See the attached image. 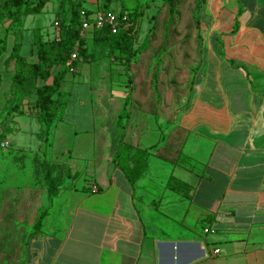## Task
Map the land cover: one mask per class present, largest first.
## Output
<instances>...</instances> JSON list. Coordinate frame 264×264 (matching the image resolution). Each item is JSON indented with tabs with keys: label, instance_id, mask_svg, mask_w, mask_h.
<instances>
[{
	"label": "crops",
	"instance_id": "0c3cea01",
	"mask_svg": "<svg viewBox=\"0 0 264 264\" xmlns=\"http://www.w3.org/2000/svg\"><path fill=\"white\" fill-rule=\"evenodd\" d=\"M184 2L188 20L185 27H176ZM175 3L172 12L164 0L140 4L138 21V35L142 20L147 26L137 46L150 44L148 35L161 13L166 20L156 51L164 52L168 36H176L190 53L185 63L190 72L180 79L184 90L168 93L169 117L161 119L156 87L160 79L154 74L147 81L153 95L141 96L138 107L124 92H113L120 103L108 97L107 118L100 124L105 135L94 140L95 159L88 158L82 171L69 159L70 149L74 142L78 146L80 132L93 129V103L86 112L67 111V92L61 122L51 131L53 157L76 175L55 197L66 202L57 215L64 221L63 231L58 232L46 215L41 229L32 230L38 213L54 198L48 202L43 190L34 186L21 193L12 189L9 196L28 198L26 203H0V228H9L0 231V264H264V0H203L199 7L194 0ZM82 5L92 13L99 6L93 0ZM54 8L47 2L42 11H49L53 20ZM32 36L25 51L19 49L29 60ZM22 43L21 35L20 48ZM5 55H0L3 97L12 67L3 65ZM23 102L24 118L9 119L18 126L5 123L15 135L25 120L36 122L31 106ZM79 102L76 106H82L84 98ZM123 104L126 116L119 130L115 118ZM81 117L89 124L79 126ZM36 124L35 131L26 133L42 141ZM120 131V142L129 149L128 157L117 163ZM91 137L88 145L93 148ZM3 142L30 150L14 145L6 135ZM136 149L146 152L143 171L130 181L131 175L120 167L131 168ZM79 178L82 184L76 187L73 181ZM93 184L98 191L89 190ZM27 211L31 214L26 216ZM25 222L27 234L22 230Z\"/></svg>",
	"mask_w": 264,
	"mask_h": 264
},
{
	"label": "trees",
	"instance_id": "16d2710c",
	"mask_svg": "<svg viewBox=\"0 0 264 264\" xmlns=\"http://www.w3.org/2000/svg\"><path fill=\"white\" fill-rule=\"evenodd\" d=\"M47 2L55 5L51 24L56 23L57 32L50 38H42L39 28L34 27L35 32L30 43V54L33 59L29 60L26 55L19 52L21 33L25 30L23 20L27 15L40 13ZM83 2L84 0H0V22L6 21L3 34L0 35V55L6 53L3 65L7 66L11 63L12 66L8 88L3 92L0 112L3 118L7 116L8 119L11 115H22L23 101H25V104L31 106L32 115L39 124L37 135L44 142L62 119L66 101L59 89L65 73L73 72L78 61H91L92 59L108 60V64L120 65L126 70L133 56L141 48L135 46L141 14L140 4L132 6L125 13L121 10L114 12V9L102 6L98 10L112 11L116 14V32L111 33L108 26L103 25L100 28L92 26L80 35L79 11L83 10L86 15L92 14L82 5ZM202 2L203 0H194L195 7H199ZM164 3L169 12H172L176 4L175 0H164ZM120 7L122 10L125 9L123 5ZM7 33H10L12 37L9 47H6ZM88 33L89 36H87ZM72 52L75 53L76 58L69 61ZM117 116L125 118L124 104ZM3 128L0 131V141L9 131L8 128ZM118 128L122 130V124ZM121 135L120 131L119 144L114 156L117 163L122 157H128L129 146L120 142ZM10 148L17 152L23 150ZM52 151L49 148L39 152L40 158L36 160V163L39 165L40 181L33 178L35 182L33 186L43 190L48 202L58 195L61 188H65L62 186L64 178L71 181L76 177L75 173L70 172L66 163L53 157ZM145 154L144 150L136 149L130 156L132 166L129 170L120 167L119 164L120 170L131 175L130 181L136 179L143 171L142 162ZM93 185L95 191H98V187ZM91 186H89L90 191H92ZM44 215V211L38 213L32 226L34 232L39 230L40 221Z\"/></svg>",
	"mask_w": 264,
	"mask_h": 264
},
{
	"label": "rangeland",
	"instance_id": "374dc122",
	"mask_svg": "<svg viewBox=\"0 0 264 264\" xmlns=\"http://www.w3.org/2000/svg\"><path fill=\"white\" fill-rule=\"evenodd\" d=\"M93 1L94 4L96 3V5H99L98 9L104 6L107 9H114V12L121 10L123 11L122 13H125L126 10L131 8L132 5L149 3V0ZM120 5H123L125 9L122 10ZM156 6H158V4L153 7ZM185 7L186 3L184 2V4L181 6L180 16L176 27H185V24L187 23L188 19L186 18ZM161 15V13L158 14L154 28L155 30L151 32L152 34L150 36L148 35L150 44L136 52V54L133 56L132 62L128 66V69L125 70L120 65L111 63L108 64L106 63L109 62L108 60L92 59L91 61H78L75 68L76 73L72 74L71 72H67L65 74L64 81L61 85V89L63 90L61 94L62 97H65L67 95L66 93L69 92L68 95L70 102L67 105V111L71 109H77L80 110L79 113L86 112L90 109L91 104L93 103V129L87 132H80L81 136L77 139L79 141V144H77L78 146H75L74 142L72 148L70 149L71 152L69 159L76 160L79 163L80 169H82V171H84L85 166L89 165L88 158L90 160L95 159L96 148L94 140L98 135H105L104 129H100V124H102L107 118L106 112H104L106 109L105 103H107L108 97L113 94V92H120V95L122 92H124L127 98H131V100H133V104L138 107L139 104H143L141 96L149 92L151 95H153L152 84L147 81H149V77L153 76L154 74L160 79V84H156V87L161 98L160 102L162 104V112H164L161 116V119H163L169 117L166 113V111L171 106L168 99V93L173 92L175 94H180V90H184V80L180 79L185 78V75L187 73L189 74L190 72V69L185 67L187 55L189 56L190 53L186 52L184 41H181L180 37L178 38L176 36L173 38L168 36V44L166 45L164 52L158 53L156 51L157 47L161 43V40L163 39L161 36V31L166 20V16L161 18ZM51 23L52 14L49 11L43 10L42 12L34 15H27L23 20V26L24 28H27H25L21 34L23 43L20 48V52L25 51L24 49L27 47L26 40L31 39L33 30L32 27H39V33H41L40 36L42 38H50L53 36L56 32V26L54 27ZM5 25V20L0 22V35L3 34V28ZM146 26L147 22L142 20L139 24L140 35H138L135 46L139 45L143 30ZM11 42V34L7 33L6 47H9ZM154 62L157 64L154 65ZM75 94H77V97ZM114 94L115 96H111L118 98L117 93ZM1 97L3 99L2 94L0 95V99ZM82 98H84V104L82 106H76V104H81L79 100H82ZM118 100L120 103L119 98ZM18 118L23 119L24 116L18 115ZM8 122L9 119L7 116L3 118L2 115H0L1 129L6 127L10 130L11 127L5 125V123ZM24 122L25 126L23 125L24 127H22V131H19V133L15 135L14 133H11L14 130L13 128L10 130L11 132L9 131L10 133H6V137H9L14 145L22 148H30V150L23 149L20 152L13 151L8 144L7 146L1 145L3 140L0 141V203L2 204H8L11 202L15 203L16 200L26 203L28 198L27 196L20 197L17 195V197H13L9 196V192L12 189L17 190V192L20 193L24 192L28 186L34 185V179L40 181L39 165L36 163V160L40 158L39 152L54 146V141L51 140V133L48 134L46 142L38 141V138L34 137L33 133L27 134L30 131H35V128L37 127L36 122L34 120H25ZM80 122L81 123L79 126L89 124L85 123L83 117H81ZM119 124H123V118H118L117 116L115 118V126L118 127L120 126ZM9 125L12 127L18 126L17 123H14V121L11 124L9 122ZM118 129L120 130V128ZM90 137L93 138V148L89 147L88 145L91 143ZM38 144L39 146L36 148V145ZM73 183L76 185V187H79L82 184V180L80 178L75 179ZM68 185L69 181L64 178L62 186L67 187ZM60 199L61 198L59 197L54 198V201H52L53 203L49 206H46V210H44V213L46 212L45 215L47 216L45 219H47L49 223L53 224L58 232L63 231L64 221L57 218V215L59 210L64 208L63 205L66 204L65 201ZM12 213L13 212L10 211V213L8 212V215H12ZM25 214L26 216L30 215L31 211H27ZM27 219H29V217ZM8 222H10L9 219ZM6 225L9 226L10 223L5 224V226ZM27 225H29L27 222L22 225V230L25 231V234H27V232L30 230ZM5 230L8 232L9 228H0L1 232ZM3 235L6 234L3 233Z\"/></svg>",
	"mask_w": 264,
	"mask_h": 264
},
{
	"label": "built area",
	"instance_id": "2783aa9c",
	"mask_svg": "<svg viewBox=\"0 0 264 264\" xmlns=\"http://www.w3.org/2000/svg\"><path fill=\"white\" fill-rule=\"evenodd\" d=\"M79 17H80V24H79V34L83 35L84 32L88 29H90L92 26L95 28H100L103 25H107L111 33H115L117 30L116 24H117V18L116 14L112 11H102V10H96L90 15H86L83 10L79 11ZM53 26H56V23L53 22ZM57 32V27H56ZM55 32V34H56ZM76 58V55L74 52H72L69 56V61L74 60ZM72 70V69H70ZM1 145L7 146V143L3 142ZM92 191H95V186L92 185L90 188ZM204 231L213 232L212 229H204ZM217 249H214L213 252H217Z\"/></svg>",
	"mask_w": 264,
	"mask_h": 264
}]
</instances>
